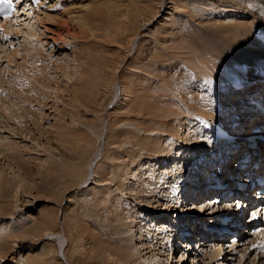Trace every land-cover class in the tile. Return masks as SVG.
Instances as JSON below:
<instances>
[{
  "label": "rangeland",
  "instance_id": "obj_1",
  "mask_svg": "<svg viewBox=\"0 0 264 264\" xmlns=\"http://www.w3.org/2000/svg\"><path fill=\"white\" fill-rule=\"evenodd\" d=\"M14 1L16 5L10 8L12 13H7L8 25L2 26L3 18L0 21V173L8 182L5 187L7 189L0 191V264H70L65 259V254L76 257L75 262L78 261V257L88 262L90 255L97 256L96 253L101 246L99 236L105 238L109 235L110 241L107 240L109 244L128 248L136 244L139 246L141 239H144V242L158 240L154 238L152 230L148 231L150 234L146 238H142L140 227L145 225L146 221L149 223L150 217L158 223L164 222L172 229V231L166 230V236L169 237L171 234L170 241L164 240L161 244L167 247H159L160 250L163 248L164 254H158L156 259L153 258L154 264H264L263 250L249 251L246 249L247 242L243 245L240 244L242 241L235 246L234 236H231V247L224 245L228 242V237L213 238L211 240L218 242L208 247L204 236L198 241L204 247L201 245L191 251L186 250L182 245V247H174L172 237L178 233L179 237H183L182 232L189 226L185 223L187 219L199 218L200 221L209 219V222L213 219L209 218L202 208L206 204L201 207L204 213L198 212V203L205 199L197 197L195 190L186 194H184L186 189L182 194L175 193L169 202L163 205L168 197L164 196L163 187L174 185L171 175H169L171 176L168 179L169 183L164 184L159 178L160 175H157L158 169L153 171L151 182L154 183V187L146 186L147 194L144 193L141 198L137 196V191L145 181L142 178L143 173L146 171V177L150 176L148 170L158 168L156 166L161 163L160 161L158 165H152L154 160L152 161L151 156L154 154L148 149L147 142L156 146L155 149L162 148L165 139L171 133L181 132L173 122L177 116L180 119L184 118V114L176 115L175 110L179 105L178 107L185 111L180 97L182 84L190 82L191 93L201 85V81L208 85L209 82L204 80V75L213 60L216 67L229 68L230 72L232 70L233 73L241 76L251 72L258 74L245 81L240 79L239 83L244 87L240 89L241 91L232 89L234 92L240 91L241 94L239 93L238 96H241L239 101L243 100L242 105L247 104L244 100H249L252 87H264V74L259 67L260 63H264V48L258 49V53L249 49V45H244L243 37H233L238 31L249 28L248 30L255 32L253 37L263 38L264 15L261 17L257 13L258 17H251L239 13L238 10H231L229 3L218 0H205L206 2L176 0L179 7L173 6L174 0L172 2L163 0L156 18L143 26L141 34L133 42V48L126 54L125 48H120L114 42L106 41L108 43L104 45L100 37L99 40L88 41L81 34H76L77 38L74 39L70 34L67 39L58 40L53 33V28L57 25L45 22L41 19V15L37 16L39 11H45L49 16L59 17L57 21H63L73 15L75 7H77L76 14H83L86 5L95 4L98 0H65L66 3L55 0ZM155 1L135 0L133 6L140 7L142 13L140 20L145 17L147 10L151 9ZM129 2L131 3L130 0H114V2L99 0V4L107 7ZM188 12L192 13L193 19L189 18ZM231 13L237 14L234 22H231L233 24L227 21L228 17H226ZM68 24L71 28L76 27L71 21ZM60 30L64 35L63 29ZM137 40L139 45L136 47ZM109 47L111 48L108 49ZM103 58H108L105 60L108 68L103 64ZM101 65L107 70L102 66L103 72H99ZM236 67L241 69L240 72ZM104 70L106 78L111 77L117 89L121 86V93L119 95L117 92L118 98L104 108L102 115V109L111 98L113 90L111 88L114 86L104 82V85L99 87L97 81L101 79ZM260 73L263 75H259ZM125 84L130 88L127 89ZM89 88L98 91H95L96 94H88ZM258 90V93L257 91L252 93V97L255 99L256 96L257 101L262 100L264 94V88ZM224 96L226 97V94H223L222 98H225ZM234 96L238 99L237 95ZM248 103L252 105L250 101ZM10 107L11 113L7 109ZM247 111L244 116L246 118L238 120L237 124L227 123L225 118L208 119L236 133L240 130L238 135L242 133V136L249 135V132L244 133L245 131L256 129L251 128L250 124L259 120L261 123L257 129L259 132L262 131L264 122L261 118L264 116L254 114L250 118L252 111ZM191 113L189 116L194 120ZM103 118L105 122L102 132L106 127V132L104 131L106 136L103 132L98 147L95 140L88 143L86 135L92 136L91 139L97 136ZM194 121L198 124L196 120ZM146 127L150 130H146ZM152 127L155 129L151 130ZM257 133H254L255 136ZM206 136L209 137L208 134ZM214 137L219 140L220 147H224L226 142H230L234 147L237 141L233 143ZM256 141L261 142L259 139ZM199 143L194 146V152H197L195 157L191 155L197 160L202 150ZM179 146L180 144L173 147L174 152L171 153L180 154ZM97 149L99 157L94 169L96 175L94 177L98 179L99 175L103 174L111 178H107L105 184H97L89 175L87 176L89 179L79 185L80 181L66 173L69 171L68 165L81 164L84 167L85 161H88ZM224 154L226 156L229 154V158L224 161L229 163L234 159L233 153L225 151ZM188 158H186L187 164L196 167L199 177L203 179L211 167L219 166V171L220 169L223 171L221 165L224 163L219 157L213 165L206 162L205 158L195 163ZM170 159L172 160V157ZM168 161L169 164H173L172 167L176 166V163H172L174 161L171 162L169 159ZM204 163H207V166H204ZM91 168H94V162ZM178 170L181 168L178 167ZM109 174L115 175L113 179ZM135 174L139 176L138 180L134 177ZM229 176L223 179L221 175V178L227 181ZM69 179L72 181L70 182ZM147 180L148 178L146 182ZM228 182L226 183L229 186L234 184ZM15 187H19L17 196H14ZM165 189L169 190L168 187ZM95 190L96 197L93 193ZM203 190L207 195L211 189L203 187ZM249 191L251 193L250 189ZM102 193L107 194L106 199L104 198L99 206L93 205ZM151 194L155 197H151ZM157 198L160 200L159 203L154 201L150 204ZM116 199L119 202H126L131 210H127L125 214L119 211L117 214L115 206H111L115 204ZM135 207L141 209L142 214H135L132 211ZM12 210L15 211L14 215L8 218ZM204 214L205 217L202 216ZM54 215L58 222H56L57 229L54 230L56 234L44 236L45 232L39 229V222ZM175 219H179L180 222L176 220L177 224H175ZM242 222L245 224V219ZM72 223L77 224V230L80 228L76 237L72 236V232L70 234L68 232V225ZM82 226H87L84 227L85 231ZM178 228L180 232L177 231ZM57 238L60 241H57ZM89 249L93 251L90 253ZM145 256H149V253ZM95 260V258L91 259L92 262ZM115 260L116 257H113V264L120 263ZM140 260L132 264H139Z\"/></svg>",
  "mask_w": 264,
  "mask_h": 264
},
{
  "label": "bare ground",
  "instance_id": "obj_2",
  "mask_svg": "<svg viewBox=\"0 0 264 264\" xmlns=\"http://www.w3.org/2000/svg\"><path fill=\"white\" fill-rule=\"evenodd\" d=\"M60 1H63V3H66L65 0H55V2H60ZM130 1H131V3L129 2V3L124 4V5L117 4V5L113 6V7H110V6L107 7V6H103L102 4H99V0H98L97 2H95V4L86 5L84 7L83 14H78V13L76 14V12H77L76 8L77 7H75L73 9L74 10V12L72 13L73 15L70 14L71 16H69L68 18H66L63 21H57V19L59 17L57 18L56 16H53V15L49 16L48 13L45 12V11H42V12L39 11L40 13L39 14L37 13L38 14L37 16L40 17V15H41V19L44 20L45 22H48V23H51V24L55 23L57 25L56 28H53L54 29L53 33H54V35L57 36L58 40L67 39L66 37L70 36V34L72 35V36H70L72 39L77 38L76 34H81L83 36V38L87 39L88 41L90 39H98L99 40L100 38H102L100 41H103L104 45H105V43L106 44L108 43L106 41L114 42L115 44L120 46V48L121 47L125 48V50L127 52L126 54H128L130 52L131 48H133L134 40L137 38V36L139 34H141L143 26L148 25L150 22H152L153 19L156 18L157 14L161 10V5H162L161 2H163V0H156L154 5H152L151 9L147 10V14H145V17L140 20V16L142 15V13H140V9H139L140 7L133 6V3L135 2V0H130ZM172 1L173 0H171V2ZM194 1H196V0H194ZM203 1H205V0H203ZM218 1L227 2V3H229L231 5L230 6V8L232 7L231 10H236V11L238 10L239 13L246 14V15H249L251 17H258L257 13H259V16H261V17H263V15H264V0H218ZM113 2H114V0H113ZM177 2L178 1H176V0L173 1V6L174 7L178 4ZM190 2H191V0H190ZM56 7H58V6H56ZM177 7H179V6L177 5ZM81 8L82 7L80 6V9ZM145 8L146 7H144V9ZM10 11H11V9L9 11H8V9H4L2 14H0L1 18H3V20H4L2 22V26L3 25H6V26L8 25V23H7L8 22L7 21V13L10 12ZM64 12H66V11H64ZM71 12L72 11L70 10L69 13H71ZM192 13H193V11H192ZM192 13L188 12V16H189L190 19L194 18V16L191 15ZM236 15H237L236 13H231V15H227L226 16V17H228L227 21H230V23L234 22V19L237 17ZM239 17H242V16H239ZM41 19H38V20L42 21ZM0 21H2V20H0ZM70 21L72 22V24H75L76 27H73V28L69 27L70 25L68 24V22H70ZM231 24H233V23H231ZM61 28L64 31V35H63V32L60 30ZM75 28H76V30H75ZM248 29L244 30V31L243 30L238 31L237 34H234L235 36H233V37H236V36L243 37L244 38V45H249V47H248L249 49H253L254 51L259 53L258 49H263L264 48V37L263 38H255V37H253L255 32L252 31V30H248ZM5 30H7V28ZM255 31H257V30H255ZM98 37H100V38H98ZM107 39H110V40H107ZM88 41H86V42H88ZM138 42L139 41L137 40L136 47L139 45ZM104 45H102V46H104ZM110 48L111 47H109L108 49H110ZM101 50H103V49H101ZM101 60H102V58H101ZM103 60H104L103 64L108 68L109 67V66H107L108 64L107 65L105 64V63H107V62H105V60H108V58H103ZM24 63L27 64L26 62H24ZM111 63H113V61H111ZM111 65H113V64H111ZM102 66L103 65H101V67L99 69V72H103V70L101 68H103L104 66L103 67ZM259 67H260V70H262V73L264 74V63H260ZM104 69L107 70L105 67H104ZM207 69H208V71L204 75V80H207L209 82L208 85H205L206 83L204 84L203 83L204 81H201L200 82L201 85L197 86L198 89L197 88L193 89V93H191V90L189 89L190 82H188L186 84H182L180 86V88H181L180 89V92H181L180 97L183 100V105H184L185 111L180 109V107H178L179 106L178 104H177L178 106H176L175 110H176V115L184 114V118L180 119L177 116V118H174V122L173 123H174V125L177 128H179L181 130V132H179V133H175V132L171 133L169 135L170 137L168 136L165 139V143H164V145H162V148L158 147V149H155L156 146H154L151 143L147 142L148 149L153 151L151 154H154L153 156H151L152 157L151 158L152 161L154 160V163L152 165L156 166V165H158V163L160 161H161V163L158 166H156V167H158L156 169L149 167L150 169L148 170V172H150V176L146 177V174H147L146 171H145V173H143V177L142 178H143V180L145 179V181H144L142 187H140V189L137 191V196L139 198H141V196L144 193L147 194V189H145L146 186L147 187H154V183L151 182L152 172L153 171L155 172L158 169V173H160V174L157 173V175H160L159 178H160L161 181L164 182V184L167 183V182L169 183L168 179L171 178V176H172V179H173V182H174V185H172L171 187H169L166 184L167 185L166 187H168L169 190H166L165 189L166 187H163L164 189L162 191H163L164 196L165 197L168 196L166 198L165 204H163L164 206L166 205L167 202H169L171 197H173L175 195V193L176 194L177 193H181L182 194L183 190L186 189V191L184 193V194H186V192L195 190L197 197H200L201 199H205V201H202V202L198 203L199 206L197 207L198 208L197 209L198 212H203L204 213V211H206V210H204V211L201 210V207L204 206L207 201H211V199L214 198L213 196L205 195L206 193H205V191L203 190V187H202V184H203L202 181L205 180V179L208 181L209 177H208V175L205 176V179L201 178V176L199 177L198 169L196 167H190V165L187 164L188 160H186V158L189 157L188 158L189 161L190 160H194V163L198 162V161H202L205 158L206 162H210V163H212L210 165H213L215 162H217L218 157H219V159H222L221 162L224 163L223 165H221L222 166L221 168H222L223 171H221V169H220V171H219L220 174L219 175L220 176L222 175L223 179H226L227 176L233 174L230 171H231V169L235 168V165L233 164V160L234 159L233 160L231 159L229 161V163L224 161V159H227V157L229 158V154H228V156H226V154H224V152L229 150L231 147L232 148H234V147L232 146V144H230V142H226V141H225L226 143H224V147H220V144L218 143L219 140L217 141L215 139L214 131L212 130V126H219V124L214 122L213 120L210 121V119H208V118H211V117L212 118H217V119H220V118L224 119L225 118V119H227V121H226L227 123L234 122L235 124H237L238 120L239 121L243 120V117L246 115L245 112L247 110H249V112L252 111V108H251L252 105L250 103H248L249 102L248 99L244 100V102H247V104L246 105H242L241 103L243 102V100L239 101V98L241 96H238V94L240 93L241 90L234 92V90H232V89L236 88V87H233V86H236V85L240 84L239 83L240 79L245 81L249 77H251V78L254 77V75L258 76V74H253L254 72H251L250 74L246 73V74H243V76H241V74L239 75V74L233 73L232 70L230 72L229 68L221 69V67H216L215 63L213 62V60H212L210 68L207 67ZM105 70H104V73H102L101 79L100 80L98 79L99 81H97V82H99V87H101L100 85H104V82L106 84H110L111 86L114 85L111 77L106 78V74H105L106 71ZM237 70L240 72L241 69L237 68ZM262 73H260L259 75H263ZM263 77H264V75H263ZM95 78L97 79V77H95ZM97 82H96V84H97ZM88 83H90V81ZM128 84H130V83L128 82ZM120 85H122V84H120ZM125 86H126V84H125ZM125 86H124V88L127 87V86L126 87ZM259 86H261V85H259ZM120 87L117 89L116 88V84H115L111 88V89H113L112 90V96L109 99V101L104 105V107L102 109V113H101L102 115H103V112H104V108L109 103H112V101L114 99H117L118 96L120 95V93H121V88ZM218 87L220 89H218ZM95 88H97V87H95ZM129 88L130 87H127V89H129ZM89 89L87 91L88 94H91V93L92 94H94V93L96 94V92L98 91L97 89H95L96 92L93 91V89L92 90L91 89L89 90ZM123 90H125V89H123ZM236 90H238V89H236ZM117 92L119 93V95H117ZM223 94H226V97L224 96L225 98H222ZM234 95H237L238 99ZM255 99H256V96H255ZM220 100H222L220 103H223V105L219 103ZM257 100L258 99H256V101ZM177 107H178V109H177ZM7 109H8V111H10L9 109H11V107L7 108ZM9 113H11V111ZM190 113H191V117H193V119L196 120L198 122V124H196L195 121L190 118V116H189ZM244 118H246V117H244ZM261 120H262V122H264V118H261ZM104 122H105V118L102 119L101 128H100L99 134L97 136H94V138L91 139L92 136L90 137L89 135H86L88 137L87 138L88 143H90L91 140H93V141L95 140V143L97 142L98 143V147H99L100 142H101V138H102V133L104 131L106 132V127H105V130L102 132V127H103ZM259 123H261V122H259V120H257L256 123L250 124L251 128H257L260 125ZM154 129L155 128H153V127L151 128V130H154ZM205 129H207L208 131H206ZM146 130H150V128L146 127ZM158 132H160V131H158ZM238 133L239 132H237V134ZM206 134H208L209 137H207ZM105 136H106V133H105ZM218 138L221 139V137H218ZM222 139H224V138H222ZM155 140H157V138H155ZM227 140L230 141L231 139H227ZM134 143L136 144L137 141H135ZM198 143L202 146V150L200 149L201 153H199V155H198L199 157H198V160H197V158L195 159L191 155H194V157H195L197 152L196 153L194 152V150H195L194 146L196 144H198ZM233 143H235V142H233ZM236 143H237V141H236ZM178 144H180L179 150L181 152L178 155L177 154L174 155L171 152H174V151H172L174 149L173 147H176ZM143 145H145V143H143ZM5 146H6V144H5ZM7 147H8V143H7ZM204 148H206V149H204ZM224 148H225V151H224ZM185 153H186V155H184ZM116 155H117V153H116ZM159 155L161 157H159ZM234 155H233V158L236 157V154H234ZM15 156H17V155H15ZM178 156H179L180 159H178ZM98 157H99V150L97 149V150L94 151V153L91 156V158L88 161H85V166L84 167H82L81 164L80 165L79 164H76V165L75 164L74 165L69 164L68 165V170L69 171L66 172V173L71 174L73 176V178H75L76 180L80 181V182H78L79 185L85 183L87 181V178H88L87 176H89V175L92 177V179H95L94 176H96V175H95L94 169L96 167V163H97ZM171 157H172V160L170 159ZM181 157H183V158H181ZM16 159H18V158H16ZM168 159L171 162L174 161L172 163H176V166L172 167L173 164L172 165L169 164ZM180 161H181V164H180ZM93 162H94V168L92 169L91 167L93 165ZM204 166H207V163H204ZM178 167L181 168V170H178ZM82 168H84L85 171ZM111 170H113V168ZM207 173H209V170H208ZM169 175H171V176L169 177ZM110 176H112V175H110ZM114 176L115 175L112 176V179H113ZM134 177H136V180L139 179V176H137V174H135ZM107 178H109V176L105 177V175H103V174L101 175L100 174L98 179H95V181H96L95 183L102 184V183L107 181ZM146 178H148L147 182H146ZM111 180H109V181H111ZM160 180L158 179L159 182H161ZM69 181L71 182L72 180L69 179ZM211 181H209L207 184L208 185L212 184ZM7 184H8V182H7L6 178L3 177L2 174L0 173V191H4L5 189H7V188H5V187H7L6 186ZM208 185H205L204 187H209ZM209 188L212 190V191L210 190L211 194L212 193L216 194L214 192L213 188H211V187H209ZM18 189H19V187H15L14 188V190H15L14 196L15 195L17 196ZM93 193H94V197H96L95 196L96 193H97L96 190ZM244 193H248V195L250 194V191H249L248 187L246 188V191L242 192V194H244ZM163 194H162V196H163ZM153 195L154 194H151L150 196L154 198L155 196H153ZM106 196H107V194L102 193L101 197L96 198L95 202H93V205L95 204V205L99 206L102 203V201H104V198L106 199ZM207 196H208V199H207ZM154 201L156 203H159L160 200H159V198H157V199L151 201L150 204L154 203ZM114 203L115 204L114 205L111 204V206H115L114 208H116L115 212L117 214H118L119 211L124 213L127 210H131V207H129L126 202H121V201L119 202L116 199V201ZM210 203H212V201ZM205 206H207V205H205ZM12 211L13 212L9 213L10 216L8 218H12L13 217L15 211L14 210H12ZM132 211L135 214H138V215L142 214V210L138 209L136 207L133 208ZM117 214H115V215H117ZM87 219H89V218H87ZM56 220H57V218H56L55 215L54 216H49L47 218H44V219L40 220L39 229H41L43 231V233L45 232L44 236H47V234H50V235H52V234L55 235L56 234L55 231H54L55 229H57V224H56L57 221ZM153 220H154V218L150 217L149 223H147L148 221H146V223H144L145 225H142L140 227L141 235H142V238H146L150 234L148 231L152 230L153 231L152 233H154V235H155L154 238L158 239V240L152 239V240H148L149 242H146V241L144 242L143 241L144 239H141L142 241L140 240L141 244L139 246L136 244L137 247H136V245H133L130 248H128L127 246L126 247H122V246L118 247L117 245L109 244L108 243V241H110L109 240V238H110L109 235H106L105 238L99 236V243L101 244V246L99 247V245L97 244L98 245L97 247H99V251H97V253H96L97 256L90 255V258H89L90 261H88V262L86 260L85 261L84 260H80L79 257H78V259H77L78 260L77 261L78 264H79V262H82V264H113L112 263L113 257H116L115 261L118 260V261H120L121 264H132V262L135 263V261L140 260V259L141 260H140L139 264H154V259H156L157 255L158 254H160V255L164 254L163 248L160 250L159 247L160 246H164V247L166 246L167 247V245H164V244L161 245V244L164 242V240L165 241H170L171 234H170L169 237L166 236V230L167 231H172V229L169 228V226L166 225L164 222H159L158 223V221H156V220L153 221ZM176 220H177V222H180L179 219H175V224H177ZM198 220H199V218L195 219V221H198ZM245 220H246V218H245ZM190 221L192 222L193 226L196 227L194 222H193V219H187L185 221V223L189 224V223H191ZM202 221H204V219ZM210 222H213V221L210 220ZM86 224H88V222ZM83 225H85V223H83ZM87 226H82V227L84 228V227H87ZM79 230H80V228H79ZM79 230H77V224L75 225V223L74 224L72 223L71 225H68V232H69V234L72 232L71 234H72L73 237L74 236L76 237V235L78 236V231ZM155 230H157V231H155ZM84 231H85V228H84ZM200 231L201 230L198 229L197 231H195L194 234H197V233L201 234V235L206 234V233L203 232L204 230L201 231V232ZM80 233L81 232H79V234ZM144 233H145L146 236L144 235ZM38 235H40V234H38ZM58 235H59V233H58ZM251 239L252 238H250L249 241ZM57 241H60V239L57 238ZM249 241H247V243ZM258 242H261V239ZM111 243H112V241H111ZM262 243L264 244V235L262 236ZM246 247L247 248L249 247V243H248V245ZM89 250H90V253L93 251V250L91 251V249H89ZM147 253H149V256H145V254H147ZM64 257H66L65 259L70 264L72 262L77 263V262H75L76 257H74L72 255H68L67 256L65 254ZM94 258L96 260L99 259L98 262H96V260H95V262H92L91 259H94ZM251 262H253V259L251 260Z\"/></svg>",
  "mask_w": 264,
  "mask_h": 264
}]
</instances>
